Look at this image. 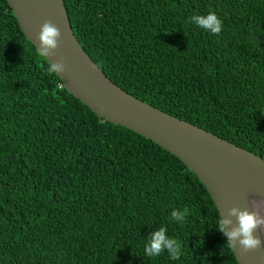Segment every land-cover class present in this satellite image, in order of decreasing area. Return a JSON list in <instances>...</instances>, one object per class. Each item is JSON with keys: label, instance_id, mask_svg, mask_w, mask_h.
<instances>
[{"label": "trees", "instance_id": "1", "mask_svg": "<svg viewBox=\"0 0 264 264\" xmlns=\"http://www.w3.org/2000/svg\"><path fill=\"white\" fill-rule=\"evenodd\" d=\"M64 2L116 85L264 159V0ZM209 12L219 35L190 22ZM48 65L0 0V264H239L199 178L93 114ZM160 227L180 259L145 254Z\"/></svg>", "mask_w": 264, "mask_h": 264}, {"label": "water", "instance_id": "2", "mask_svg": "<svg viewBox=\"0 0 264 264\" xmlns=\"http://www.w3.org/2000/svg\"><path fill=\"white\" fill-rule=\"evenodd\" d=\"M20 29L38 50L41 26L50 21L61 33L49 63L62 62L57 76L65 89L93 114L153 141L180 159L202 182L227 218L232 207H255L264 215V159L212 132L191 125L136 98L116 85L90 58L73 31L64 0H7ZM233 225L236 218L232 217ZM262 241L260 229L254 233ZM239 264H264V244L243 252L232 249Z\"/></svg>", "mask_w": 264, "mask_h": 264}, {"label": "clouds", "instance_id": "3", "mask_svg": "<svg viewBox=\"0 0 264 264\" xmlns=\"http://www.w3.org/2000/svg\"><path fill=\"white\" fill-rule=\"evenodd\" d=\"M190 22L213 35H219L223 27V21L214 12H209L207 15H193L190 17ZM60 38V30L50 21H46L41 26L37 37L40 54L44 57L53 56L54 51L58 48ZM64 71L65 67L62 62L49 63L47 67V72L50 75L61 74ZM252 208L253 210L250 212L247 209L241 210L232 207L227 211V218L220 215L216 230L226 238V246L229 248L235 249L238 244L240 249L246 253L257 250L264 244V241L254 235L257 229H260L261 235H264V215H261L254 206ZM188 214L187 208L183 211L173 210L171 218L175 222L182 223ZM232 217L236 218L235 225H233ZM165 251L173 260H178L183 255L181 242L169 237L166 227H160L148 236L145 254L148 257H157Z\"/></svg>", "mask_w": 264, "mask_h": 264}]
</instances>
